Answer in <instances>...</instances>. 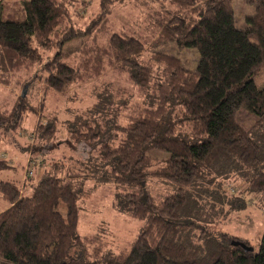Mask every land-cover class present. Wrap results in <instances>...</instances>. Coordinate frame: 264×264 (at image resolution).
Instances as JSON below:
<instances>
[{
  "label": "trees",
  "instance_id": "obj_1",
  "mask_svg": "<svg viewBox=\"0 0 264 264\" xmlns=\"http://www.w3.org/2000/svg\"><path fill=\"white\" fill-rule=\"evenodd\" d=\"M123 2L20 0L23 19L10 20L0 0V86L20 90L0 97V134L35 112L30 82L61 94L103 75L111 84L92 91L89 111L65 123L88 148L82 159L41 166L39 156L36 178L28 168L22 183L0 179V264H264V235L253 249L218 228L246 193L264 199V86L255 82L264 68V0H247L254 9L244 28L235 25L232 0H133V8L154 12L145 24L154 29L150 48L194 49L193 69L156 51L143 60L145 35L111 22ZM111 77L125 80L121 101ZM55 125L39 121V137L52 136ZM90 158L97 160L89 165ZM10 168L0 158V172ZM89 179L113 185L114 207L141 222L128 248H90L79 233Z\"/></svg>",
  "mask_w": 264,
  "mask_h": 264
},
{
  "label": "rangeland",
  "instance_id": "obj_2",
  "mask_svg": "<svg viewBox=\"0 0 264 264\" xmlns=\"http://www.w3.org/2000/svg\"><path fill=\"white\" fill-rule=\"evenodd\" d=\"M19 2L20 0H6L7 4L4 6L2 14L4 19H23L22 12L19 10ZM157 6L160 13L169 10L166 6ZM232 8L236 27L244 28L246 26L245 17L252 14L253 5L248 3L247 0H232ZM82 10L83 8L80 9V11ZM148 11L149 15L154 14L152 10ZM149 15L143 7L133 8V0H124L122 4L115 5V13L111 16V22L115 25L114 29L116 30L124 27L128 31H132L133 34L145 35L139 36L145 43V49L142 53L143 60H148L150 53L156 51L176 57L184 67L193 69L196 66L198 57V53L194 49H179L174 43H165L150 48L149 45L153 39L151 34H153L154 29L150 31L145 25L148 23ZM78 43L79 39L68 42L65 50L77 47ZM111 78H113L111 82L114 85L116 84L117 99L121 101V98L127 93L120 94L118 88L123 85L125 80L123 78L120 81L116 77L115 81L114 77ZM255 82L258 87L264 86V68L255 77ZM127 85L131 86L128 83ZM105 87L110 88L111 84L104 75L85 83L73 85L63 94L55 91L43 92L44 86L39 81L28 83L27 95L31 105L35 106V112L25 114L17 129L0 134V158L11 164L10 169L0 172V179H19L22 183L28 168L31 179L36 178L38 172L42 169L34 167L39 156L43 157L40 163L41 166L48 165L51 162H65L67 165L73 166L72 164H76L78 159H82L88 148L76 144L72 140L73 138L69 137L65 123L73 119L74 116L89 111V95L92 91L102 90ZM19 93L20 90L12 86H0V97L12 98ZM129 99L130 95L124 99V103L129 102ZM50 119L55 120L56 132L49 137L48 135L39 137L37 131L39 121L43 123L44 121L50 122ZM250 119L251 117L245 112L239 113L241 123L246 124ZM116 121L119 123V116H117ZM104 126L109 130L107 121H105ZM98 147V144L93 145L92 155L95 157L99 156L96 153ZM96 160L90 158L89 165L90 162H96ZM32 162L35 165L31 166ZM75 168H77V165ZM94 184L95 182L89 179L85 185L86 190L80 202L79 233L86 236L88 240H92L88 244L90 248L95 247L100 242L105 245L106 252H118L119 249L128 248L141 222L125 213H121L114 207L116 189L113 185L108 187L104 184ZM242 201L240 208L229 210L227 217L219 224L218 228L223 233L246 241L253 249H258L264 235V199L259 200L255 194L246 193L243 195ZM4 206H6L4 201L0 199V208Z\"/></svg>",
  "mask_w": 264,
  "mask_h": 264
}]
</instances>
